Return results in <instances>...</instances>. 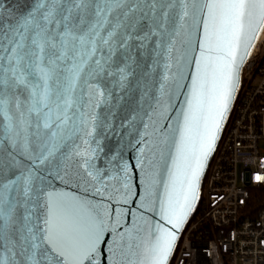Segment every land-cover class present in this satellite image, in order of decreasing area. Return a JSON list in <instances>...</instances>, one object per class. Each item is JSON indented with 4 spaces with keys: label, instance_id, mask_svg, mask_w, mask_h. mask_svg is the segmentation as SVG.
I'll use <instances>...</instances> for the list:
<instances>
[{
    "label": "snow or ice",
    "instance_id": "obj_1",
    "mask_svg": "<svg viewBox=\"0 0 264 264\" xmlns=\"http://www.w3.org/2000/svg\"><path fill=\"white\" fill-rule=\"evenodd\" d=\"M261 32L264 0H0V264H170Z\"/></svg>",
    "mask_w": 264,
    "mask_h": 264
},
{
    "label": "built area",
    "instance_id": "obj_2",
    "mask_svg": "<svg viewBox=\"0 0 264 264\" xmlns=\"http://www.w3.org/2000/svg\"><path fill=\"white\" fill-rule=\"evenodd\" d=\"M264 32L170 264H264ZM196 241V246H193Z\"/></svg>",
    "mask_w": 264,
    "mask_h": 264
},
{
    "label": "water",
    "instance_id": "obj_3",
    "mask_svg": "<svg viewBox=\"0 0 264 264\" xmlns=\"http://www.w3.org/2000/svg\"><path fill=\"white\" fill-rule=\"evenodd\" d=\"M28 3H29V0H10V4H15V5H16L21 11H23V10L25 9V7H26V5H27ZM262 33H263V32L260 33V35H259V37H258V40L255 42V45H254V47H253L252 50H251V54H252V52L254 51V49H255V47H256L258 41L260 40ZM251 54H250V55H251ZM248 58H249V56L247 57V59H248ZM247 59H246V60H247ZM245 62H246V61H245ZM244 64H245V63H244ZM244 64H243V65H244ZM242 67H243V66H242ZM241 71H242V70H241ZM240 87H241V75H240V85H239V88H238V90H237V92H236V94H235V98H234L233 103H232V105H231L230 111H229V113H228V115H227L226 121H225V123H224V125H223V128H222V131H221V133H220V135H219V138H220V136H221V134H222V132H223V130H224V127H225L226 123H227L228 117H229V115H230V113H231V110H232V108H233V105H234L235 99H236V97H237V95H238V92H239V90H240ZM138 98H139V93H138V91H134V92L131 94V98H126V99H127V102H128L129 104H131V103L134 102V100H136V99H138ZM117 116H118V117L120 116V113H119V112L117 113ZM127 140H128V138H127L126 136L123 135V132H122L121 130L117 129V130H115V131H113V132H111V133L108 134V138L105 140V144H106L105 151L108 152L109 154L116 153V152H121V153L124 155V157H125L126 159H129L130 161H132V162L134 163L135 152L132 150V147L128 144ZM218 140H219V139H218ZM217 143H218V141H217ZM217 143H216V144H217ZM212 154H213V153H212ZM212 154H211V156H212ZM211 156H210V158H209V160H208L207 167H208V164H209V162H210ZM207 167H206V170H207ZM206 170H205V172H206ZM205 172H204V175H205ZM204 175H203V177H204ZM202 179H203V178H202ZM201 185H202V182H201ZM137 191H138V192L140 191V188H139V187H137ZM200 198H201V189H200ZM199 202H200V199H199V201L197 202V204L195 205L194 211H195L196 207L198 206ZM194 211H193V212H194ZM193 212L191 213V215L193 214ZM191 215H190V216H191ZM189 218H190V217H189ZM181 233H182V232H181ZM181 233H180V236H181ZM179 238H180V237H179ZM178 241H179V239H178ZM178 241H177V243H178ZM176 245H177V244H176ZM170 260H171V259H170Z\"/></svg>",
    "mask_w": 264,
    "mask_h": 264
}]
</instances>
